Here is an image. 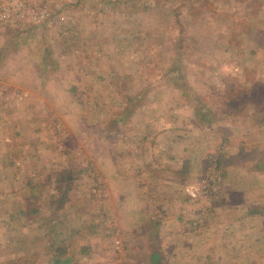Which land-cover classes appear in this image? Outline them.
<instances>
[{"label": "rangeland", "instance_id": "1", "mask_svg": "<svg viewBox=\"0 0 264 264\" xmlns=\"http://www.w3.org/2000/svg\"><path fill=\"white\" fill-rule=\"evenodd\" d=\"M193 1L47 0L41 26L0 23V44L20 29L45 57L39 82L71 92L33 89L13 40L0 264H149L150 246L164 264H264V118L225 98L264 82V0Z\"/></svg>", "mask_w": 264, "mask_h": 264}, {"label": "trees", "instance_id": "2", "mask_svg": "<svg viewBox=\"0 0 264 264\" xmlns=\"http://www.w3.org/2000/svg\"><path fill=\"white\" fill-rule=\"evenodd\" d=\"M195 2H198V0H194ZM194 1L192 3H194ZM242 6L244 8H248L249 6H247L246 2L245 4H242ZM252 12V11H251ZM247 18V17H246ZM249 20H252V18H250V16L248 17ZM247 20V19H246ZM2 33V32H1ZM231 33V32H230ZM257 33V34H255ZM255 33H253L255 35V37L258 39L256 40V44H260L262 46H264V32H260L259 30H257ZM24 34H26L23 30L20 29H12L9 32H5L1 35L2 38V42L0 44V63L6 58V55L8 53V51H10V49H12V42L13 40L16 38V44L14 45V47H16V49L18 50H13L19 53L22 52H28V62L27 65H33L35 71L33 70V68H31L34 71V76H33V84L35 83V86L33 89H38L41 88V86H43V84H45L46 82L44 80H42V83L39 82L41 80V78L38 76L37 74V70H36V66L35 64H37V62H40L41 64L44 65L45 63V57L43 56V54L37 50L36 52H32V48H30L29 46H27L26 44L20 43L19 39L24 36ZM242 34V32H241ZM253 34H245L246 38L251 37L252 39H255L253 37ZM233 37V35H230L229 39ZM261 37V38H260ZM15 53V52H14ZM15 55V54H14ZM31 63V64H30ZM48 84V86L46 87L48 91H50L49 93L53 92L54 94H56L54 87L58 90L61 89V86L57 85V82L53 79H50L49 83H46V85ZM245 85V84H244ZM234 86V85H233ZM246 86V85H245ZM244 88V87H243ZM242 87H233L232 89H230V91L226 94L225 98L227 102L226 105H231L233 104L234 107H237L235 109V113L237 114L239 111H243L244 114H242V116H244L245 118H251V117H259V119H263L264 118V82L258 86L256 84H254L253 82L250 83V85L248 84L247 87H245L243 89ZM60 91H64L65 94L71 93L70 91H66V90H60ZM74 99L73 101L70 99V103L68 102V105L74 103ZM227 107V106H226ZM229 107V108H230ZM233 107V109H234ZM246 113L245 111L248 110ZM240 113H238L239 115ZM203 120V119H201ZM255 165L253 167V169L255 168V170H260L259 166H264V154L261 155L260 157L258 156V158L255 159ZM60 176H64V172L60 173ZM67 181V186L66 191L70 190V182L73 181L72 178V172L67 171V174L64 176V178H60V180H57V183L60 182H65ZM64 203V201H61V205ZM257 210L253 211L254 213ZM139 212V211H138ZM24 214H26L27 212L23 211ZM35 213V212H32ZM149 255H148V263L149 264H164L163 263V257L162 254L160 252L159 248H155L153 246H150L149 248ZM54 264H61L60 262H54Z\"/></svg>", "mask_w": 264, "mask_h": 264}, {"label": "built area", "instance_id": "3", "mask_svg": "<svg viewBox=\"0 0 264 264\" xmlns=\"http://www.w3.org/2000/svg\"><path fill=\"white\" fill-rule=\"evenodd\" d=\"M38 0H0V23H23L41 26L49 21L50 13L45 5L38 6Z\"/></svg>", "mask_w": 264, "mask_h": 264}, {"label": "crops", "instance_id": "4", "mask_svg": "<svg viewBox=\"0 0 264 264\" xmlns=\"http://www.w3.org/2000/svg\"><path fill=\"white\" fill-rule=\"evenodd\" d=\"M191 162H190V166L189 167H191ZM194 168H196V167H194ZM190 169H192V168H190ZM21 211V214H23V211L22 210H20ZM70 263V260L69 259H65L64 261H63V264H69ZM164 263V262H163Z\"/></svg>", "mask_w": 264, "mask_h": 264}]
</instances>
